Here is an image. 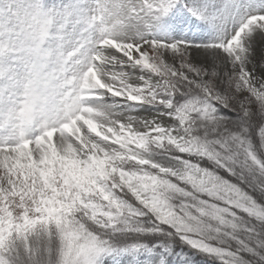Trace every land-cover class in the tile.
<instances>
[{
    "label": "snow or ice",
    "instance_id": "1",
    "mask_svg": "<svg viewBox=\"0 0 264 264\" xmlns=\"http://www.w3.org/2000/svg\"><path fill=\"white\" fill-rule=\"evenodd\" d=\"M0 264H264V0H0Z\"/></svg>",
    "mask_w": 264,
    "mask_h": 264
}]
</instances>
